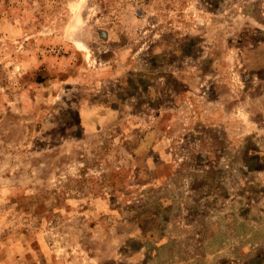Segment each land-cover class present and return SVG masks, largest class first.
<instances>
[{"label":"rangeland","instance_id":"rangeland-1","mask_svg":"<svg viewBox=\"0 0 264 264\" xmlns=\"http://www.w3.org/2000/svg\"><path fill=\"white\" fill-rule=\"evenodd\" d=\"M0 264H264V0H0Z\"/></svg>","mask_w":264,"mask_h":264},{"label":"bare ground","instance_id":"bare-ground-1","mask_svg":"<svg viewBox=\"0 0 264 264\" xmlns=\"http://www.w3.org/2000/svg\"><path fill=\"white\" fill-rule=\"evenodd\" d=\"M77 44H78V43H77ZM79 44H80L81 46H83V44H82V43H79ZM80 45H79V46H80ZM79 48H80V47H79Z\"/></svg>","mask_w":264,"mask_h":264}]
</instances>
